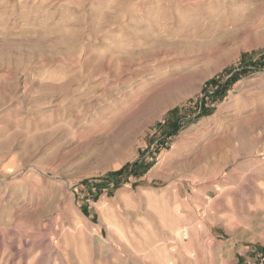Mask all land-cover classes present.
Returning <instances> with one entry per match:
<instances>
[{
	"label": "rangeland",
	"instance_id": "rangeland-1",
	"mask_svg": "<svg viewBox=\"0 0 264 264\" xmlns=\"http://www.w3.org/2000/svg\"><path fill=\"white\" fill-rule=\"evenodd\" d=\"M0 264H264V0H0Z\"/></svg>",
	"mask_w": 264,
	"mask_h": 264
},
{
	"label": "bare ground",
	"instance_id": "bare-ground-1",
	"mask_svg": "<svg viewBox=\"0 0 264 264\" xmlns=\"http://www.w3.org/2000/svg\"><path fill=\"white\" fill-rule=\"evenodd\" d=\"M159 26V25H158ZM160 27V26H159ZM165 27V26H164ZM160 29V28H159ZM166 32V31H165ZM71 82V81H70Z\"/></svg>",
	"mask_w": 264,
	"mask_h": 264
},
{
	"label": "built area",
	"instance_id": "built-area-1",
	"mask_svg": "<svg viewBox=\"0 0 264 264\" xmlns=\"http://www.w3.org/2000/svg\"><path fill=\"white\" fill-rule=\"evenodd\" d=\"M263 260V259H262Z\"/></svg>",
	"mask_w": 264,
	"mask_h": 264
}]
</instances>
